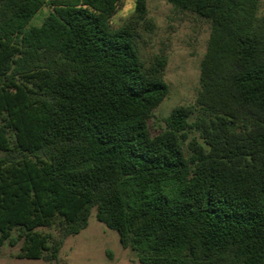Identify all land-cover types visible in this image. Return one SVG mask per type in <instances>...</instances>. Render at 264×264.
<instances>
[{
    "label": "trees",
    "instance_id": "16d2710c",
    "mask_svg": "<svg viewBox=\"0 0 264 264\" xmlns=\"http://www.w3.org/2000/svg\"><path fill=\"white\" fill-rule=\"evenodd\" d=\"M167 1L211 30L195 106L154 134L168 60L141 57L147 0L117 27L124 0H0V252L58 264L95 212L141 264H264L260 0Z\"/></svg>",
    "mask_w": 264,
    "mask_h": 264
},
{
    "label": "rangeland",
    "instance_id": "374dc122",
    "mask_svg": "<svg viewBox=\"0 0 264 264\" xmlns=\"http://www.w3.org/2000/svg\"><path fill=\"white\" fill-rule=\"evenodd\" d=\"M136 0H124L112 18L117 27L128 21L134 12ZM42 8L31 20L30 25H40L48 14ZM259 14L264 15V0H260ZM151 29L138 26V45L142 59L150 64L156 55L167 57L164 80L169 85L168 96L155 109L149 120L152 133L165 127L164 119L171 110L180 105L195 106L200 87L201 61L207 50L211 25L209 21L188 11L176 9L167 0H147V16ZM51 232L55 229L40 228ZM19 246L5 245L0 252V264H55L45 260L18 259ZM58 264H141L135 251L124 248L118 233L106 227L92 212L86 229L76 235L63 238Z\"/></svg>",
    "mask_w": 264,
    "mask_h": 264
}]
</instances>
